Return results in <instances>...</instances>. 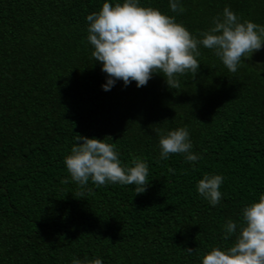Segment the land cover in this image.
I'll use <instances>...</instances> for the list:
<instances>
[{
	"label": "trees",
	"instance_id": "16d2710c",
	"mask_svg": "<svg viewBox=\"0 0 264 264\" xmlns=\"http://www.w3.org/2000/svg\"><path fill=\"white\" fill-rule=\"evenodd\" d=\"M102 3L0 0V264H201L234 240L223 239L227 220L239 223L264 193V71L254 66L264 47L235 73L201 47L199 72L179 77L180 89L153 74L146 86L117 80L105 91L86 20ZM140 3L195 36L226 6L264 26V0H180L183 13L169 0ZM177 127L188 129L198 162L160 158L155 130ZM77 133L106 136L124 163L144 158L147 190L78 186L64 164ZM205 174L224 177L216 206L197 192Z\"/></svg>",
	"mask_w": 264,
	"mask_h": 264
},
{
	"label": "clouds",
	"instance_id": "9594fccd",
	"mask_svg": "<svg viewBox=\"0 0 264 264\" xmlns=\"http://www.w3.org/2000/svg\"><path fill=\"white\" fill-rule=\"evenodd\" d=\"M169 7L173 13L185 11L180 0H169ZM86 20L91 56L106 74V82L102 84L105 91L111 90L117 80L125 86L133 81L137 87L146 86L153 74H160L168 88L180 89L179 77L191 74L195 78L199 72L201 47L212 50L231 73L264 47V26L241 21L227 6L199 36L178 23L175 16L144 6L140 0H103ZM254 66L258 72L264 71L260 61ZM155 131L161 159H168L171 154H183L190 163L202 159L192 151L186 127ZM105 137L77 133L70 153L64 157L71 180L81 188L91 181L96 186L133 185L134 194L144 193L150 183L147 161L133 156L130 164L122 162L116 144ZM223 181L220 174H205L196 184L197 192L216 206L222 199ZM222 227L223 239L228 241L234 236V240L227 247L212 246L200 257L201 264H264V193L242 208L239 223L228 219ZM185 251L191 254L193 248ZM72 264H103V261L94 258L82 262L74 258Z\"/></svg>",
	"mask_w": 264,
	"mask_h": 264
}]
</instances>
